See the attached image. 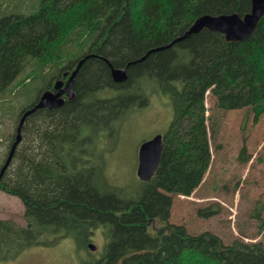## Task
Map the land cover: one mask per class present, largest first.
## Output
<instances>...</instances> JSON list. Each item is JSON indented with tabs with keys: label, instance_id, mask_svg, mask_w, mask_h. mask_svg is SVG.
I'll use <instances>...</instances> for the list:
<instances>
[{
	"label": "trees",
	"instance_id": "1",
	"mask_svg": "<svg viewBox=\"0 0 264 264\" xmlns=\"http://www.w3.org/2000/svg\"><path fill=\"white\" fill-rule=\"evenodd\" d=\"M250 8L251 0H39L31 13L0 17V91L30 62L35 64L31 78L45 82L36 99L18 112L17 122L22 110L52 87L53 79L94 54L79 67L72 97L24 119L21 141L0 188L21 200L26 223L0 218V261L62 237L84 245L94 229L102 227L105 248L99 258L84 264H264L262 242L234 239L225 244L212 231L192 234L183 224L168 221L164 199L157 193L168 156L166 134L159 167L150 181H141L136 194H126L104 179V165L91 150L104 128L146 105L156 91L174 103L179 100L175 110L184 108L181 102L186 101L177 93L184 83L170 93L167 82L172 85L184 77L187 84H206L223 60H233L246 72L254 119L264 113V15L245 40L229 41L203 28L127 65L151 48L168 45L201 14L243 15ZM107 60L125 68L127 78L113 80ZM47 68L53 73L45 78ZM195 148L201 152L202 143ZM182 153L180 149L178 155ZM181 157L174 159L177 168L185 165ZM238 157L247 161L245 146ZM171 171L164 178L168 186L174 181L191 185L197 177L189 183L181 177L172 181V173L178 174L175 166ZM216 212L212 206L198 209L202 217Z\"/></svg>",
	"mask_w": 264,
	"mask_h": 264
},
{
	"label": "rangeland",
	"instance_id": "2",
	"mask_svg": "<svg viewBox=\"0 0 264 264\" xmlns=\"http://www.w3.org/2000/svg\"><path fill=\"white\" fill-rule=\"evenodd\" d=\"M38 5L39 0H0V17L31 13ZM223 62L206 84H187L184 77L172 85L167 82L170 93L184 83L177 90L186 101L181 102L184 108L175 110L173 105L179 107V100L174 103L168 95L156 91L146 105L104 128L91 150L104 165V179L126 194H136L142 186L136 174L138 146L155 134H166L168 156L157 193L164 199L168 221L183 224L192 234L212 231L225 244L234 239L264 243V113L254 119L246 72L231 59ZM34 68L33 62L28 63L14 82L0 91V165L18 112L36 99L45 83L31 78ZM52 73V68L45 69V78ZM201 143L200 152L195 147ZM243 146L248 155L244 162L238 157ZM180 149L184 151L182 157L178 155ZM175 157H181L185 165L177 168ZM173 166L178 176L172 173V181L181 177L189 183L197 175L196 179L191 185L174 181L168 186L164 178ZM208 206L217 212L209 217L198 215V209ZM23 214L21 200L0 188V218L25 225ZM106 241L102 227H97L84 245L62 237L55 244L28 247L0 264H84L100 257ZM88 243L96 249H89Z\"/></svg>",
	"mask_w": 264,
	"mask_h": 264
},
{
	"label": "water",
	"instance_id": "3",
	"mask_svg": "<svg viewBox=\"0 0 264 264\" xmlns=\"http://www.w3.org/2000/svg\"><path fill=\"white\" fill-rule=\"evenodd\" d=\"M263 15L264 0H251L250 11L246 12L243 15H239L236 12L222 14H201L190 24V26L185 30V32L181 36L175 38L168 45L151 48L146 52L144 56L129 62L127 65L144 59L151 52L169 47L174 43L189 37L191 34L198 33L203 28H206L213 32H220L229 41L245 40L251 35L259 19ZM92 55L94 54H87L85 57L80 58L76 64V67L68 75L66 81H64L63 79L55 80L53 84L54 90H44L40 94L36 103L24 110L16 126L14 140L10 145V148L3 164L0 167V180L5 170L9 166L14 152L21 141V127L23 125L25 117H27L29 114L39 108L52 109L62 106L65 100L62 95L72 97L74 94L72 90L74 77L84 60ZM107 63L110 66V72L113 80L121 82L127 78V71L125 68L114 67L108 60ZM65 75H67V72H64V76ZM163 149L164 137L161 133L155 134L153 137L144 140L140 143L137 150L136 174L141 181H150L153 175L156 173L160 164ZM88 248L91 250H95L96 245H94L93 243H88Z\"/></svg>",
	"mask_w": 264,
	"mask_h": 264
},
{
	"label": "flooded vegetation",
	"instance_id": "4",
	"mask_svg": "<svg viewBox=\"0 0 264 264\" xmlns=\"http://www.w3.org/2000/svg\"><path fill=\"white\" fill-rule=\"evenodd\" d=\"M61 76H62L61 79L66 80V78H67L68 75H67V76H64V73H63ZM54 80H56V79H53V81H54ZM53 81H52V83H53ZM49 89H50V90H54L53 87H51V88H49ZM63 96H64V95H63ZM164 138H165V136H164ZM1 180H2V179H1Z\"/></svg>",
	"mask_w": 264,
	"mask_h": 264
},
{
	"label": "bare ground",
	"instance_id": "5",
	"mask_svg": "<svg viewBox=\"0 0 264 264\" xmlns=\"http://www.w3.org/2000/svg\"><path fill=\"white\" fill-rule=\"evenodd\" d=\"M187 28H188V27H187ZM187 28H186V29H187ZM135 63H136V62H135ZM112 65H113V64H112Z\"/></svg>",
	"mask_w": 264,
	"mask_h": 264
}]
</instances>
